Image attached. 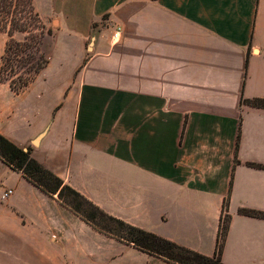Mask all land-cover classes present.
<instances>
[{
  "label": "crops",
  "instance_id": "0c3cea01",
  "mask_svg": "<svg viewBox=\"0 0 264 264\" xmlns=\"http://www.w3.org/2000/svg\"><path fill=\"white\" fill-rule=\"evenodd\" d=\"M34 5L56 59L18 94L0 82V133L107 214L204 255L227 199L221 261L264 264V218L238 211L264 212V107L247 102L264 99V0ZM0 264L176 263L0 158Z\"/></svg>",
  "mask_w": 264,
  "mask_h": 264
},
{
  "label": "trees",
  "instance_id": "16d2710c",
  "mask_svg": "<svg viewBox=\"0 0 264 264\" xmlns=\"http://www.w3.org/2000/svg\"><path fill=\"white\" fill-rule=\"evenodd\" d=\"M0 32L7 36L0 56V82L7 83L18 94L47 66L49 59L42 44L48 36H53L54 30L36 10L34 0H0ZM247 102L264 107V99ZM0 158L45 193L57 194L64 204L96 229L118 240L176 264H225L220 256L230 221L227 199L223 202L224 214L220 219L215 251L208 256L107 214L33 158L31 147H19L1 133ZM238 211L264 218V212L257 209L240 208Z\"/></svg>",
  "mask_w": 264,
  "mask_h": 264
},
{
  "label": "rangeland",
  "instance_id": "374dc122",
  "mask_svg": "<svg viewBox=\"0 0 264 264\" xmlns=\"http://www.w3.org/2000/svg\"><path fill=\"white\" fill-rule=\"evenodd\" d=\"M54 23H56L55 18H53V25L48 24V25H50V26H52L54 28V34H53V36H48L44 40V42L42 44V50H43L45 56L49 60L50 59H53L55 61V59H56V57H55L56 53L54 51V48H55L57 39L59 37L58 35L60 34V32L55 29L56 26H55ZM68 33L71 34V32H68ZM61 34H63V33L61 32ZM6 39H7L6 34L0 32V56H1L2 52H3V48H4V44H5V40ZM86 43L88 45L89 44V41L88 42L86 41ZM74 47L72 46L71 48H74ZM49 69L51 70V68H49Z\"/></svg>",
  "mask_w": 264,
  "mask_h": 264
},
{
  "label": "built area",
  "instance_id": "2783aa9c",
  "mask_svg": "<svg viewBox=\"0 0 264 264\" xmlns=\"http://www.w3.org/2000/svg\"><path fill=\"white\" fill-rule=\"evenodd\" d=\"M115 35H116V33H114V36H115ZM10 193H11V189L6 190V191L3 193V197H7Z\"/></svg>",
  "mask_w": 264,
  "mask_h": 264
}]
</instances>
